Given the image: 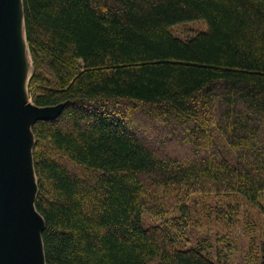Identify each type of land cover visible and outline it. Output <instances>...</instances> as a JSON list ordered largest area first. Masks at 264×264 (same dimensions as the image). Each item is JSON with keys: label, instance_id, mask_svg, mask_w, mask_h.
Masks as SVG:
<instances>
[{"label": "trees", "instance_id": "obj_1", "mask_svg": "<svg viewBox=\"0 0 264 264\" xmlns=\"http://www.w3.org/2000/svg\"><path fill=\"white\" fill-rule=\"evenodd\" d=\"M23 3L46 264H230L178 237L195 195L264 213V0Z\"/></svg>", "mask_w": 264, "mask_h": 264}, {"label": "water", "instance_id": "obj_2", "mask_svg": "<svg viewBox=\"0 0 264 264\" xmlns=\"http://www.w3.org/2000/svg\"><path fill=\"white\" fill-rule=\"evenodd\" d=\"M19 3L26 37L23 0ZM17 6V0H0V264H46L32 129L38 121L58 118L63 105L40 107L25 95Z\"/></svg>", "mask_w": 264, "mask_h": 264}, {"label": "rangeland", "instance_id": "obj_3", "mask_svg": "<svg viewBox=\"0 0 264 264\" xmlns=\"http://www.w3.org/2000/svg\"><path fill=\"white\" fill-rule=\"evenodd\" d=\"M180 39H188L195 34L206 31L203 23L183 24L173 29ZM33 75L32 69L30 70ZM25 95L33 102L29 86ZM264 203V200H262ZM191 218L189 228L178 240L184 247L195 245L203 233H211L213 248L216 250L214 260L230 264H248L260 258V247L264 242V213L260 207L253 206L239 195L232 197L193 196L190 201ZM146 224L156 223L146 217ZM175 235V234H174ZM231 245L228 247V245Z\"/></svg>", "mask_w": 264, "mask_h": 264}, {"label": "bare ground", "instance_id": "obj_4", "mask_svg": "<svg viewBox=\"0 0 264 264\" xmlns=\"http://www.w3.org/2000/svg\"><path fill=\"white\" fill-rule=\"evenodd\" d=\"M18 6L16 9V14L18 15V49H19V61H21V67L23 72V86L24 90L27 87V82L31 77V69H32V60H30L29 49L27 48V42L24 32V26H22V14L20 13L21 4L19 0H17ZM26 92V91H25Z\"/></svg>", "mask_w": 264, "mask_h": 264}]
</instances>
